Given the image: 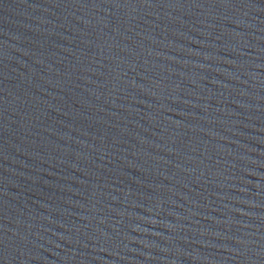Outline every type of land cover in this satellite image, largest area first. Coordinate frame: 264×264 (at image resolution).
I'll return each mask as SVG.
<instances>
[{"label":"water","instance_id":"obj_1","mask_svg":"<svg viewBox=\"0 0 264 264\" xmlns=\"http://www.w3.org/2000/svg\"><path fill=\"white\" fill-rule=\"evenodd\" d=\"M0 264H264V0H0Z\"/></svg>","mask_w":264,"mask_h":264}]
</instances>
